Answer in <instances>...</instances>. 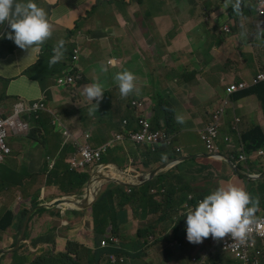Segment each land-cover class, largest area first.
<instances>
[{"label": "crops", "instance_id": "0c3cea01", "mask_svg": "<svg viewBox=\"0 0 264 264\" xmlns=\"http://www.w3.org/2000/svg\"><path fill=\"white\" fill-rule=\"evenodd\" d=\"M34 2L49 14L55 29L54 34L42 46L41 52L33 53L30 57L29 52L20 49L14 41L7 38L0 39V106L4 115H11L19 101L31 103L44 101L50 109L60 114L65 125L64 120L70 115V118L81 121L80 126L83 125L77 130L78 132L91 131L94 125L84 122L82 116L76 114L71 106L65 107L64 104L69 101V97L65 92H57L55 86L58 85L57 81L60 77L71 72H81L84 77L90 79L94 77L97 65L115 59L117 66L130 70L138 76L140 96H152L153 101L158 100V106H153L151 111L154 126L168 127L166 112L162 107L163 100L173 115L174 122L177 123V116L183 117V123L174 126L175 146L181 151L170 149L167 157L173 160L181 153L196 156L193 163L185 165V169L191 168L194 172L190 176L196 178L191 182V187L198 189L196 196L207 192L205 185L217 181L216 172H222L227 177L223 185L230 182L249 192L257 193L251 190L258 187L254 178L242 175L246 179L245 183L232 175L228 163L206 156L200 132L210 121L211 115L221 108L223 100L227 97L228 105L222 121L221 136L230 135L236 138L233 132L236 118L240 119L237 126L243 135L254 125L260 126L264 135V114L257 96L239 98L238 92L230 96L226 94L228 87L241 81L250 82L258 74L264 73V33L260 35L258 31L259 25L264 27V15L260 16L257 12L245 14L244 9H248V6L242 7V14L237 15L231 6L223 7L224 0H191V2L186 0H34ZM8 31L10 29L6 24L0 26V33L5 37ZM61 39L66 42L67 51L64 59L50 67L48 61L53 55L52 49ZM72 49L74 56L76 50L80 51L79 59L75 60L74 56L72 57ZM240 54L243 56H239ZM41 62L44 64L43 83L29 75H37L41 71ZM227 64L229 68L226 73L220 74L219 67ZM88 65H90L89 69H87ZM55 71H62V74L53 76ZM58 87L70 93L71 98L79 95L75 93L73 86L58 85ZM107 107L111 108L112 104L109 105L107 102ZM59 109L62 111L60 112ZM115 114L119 115L122 121L128 112L125 109L120 110L117 104V110L110 116V121ZM46 115L50 118L52 116L45 112L39 119ZM34 119H30L31 131L21 136L13 135L14 138H22L20 148L23 150V156L20 163L21 167H26L31 173L29 182L14 194L13 185L17 182L15 173L12 172L6 185L0 182V220L8 212L14 215L12 226L7 230L0 228V255L14 247L23 213L33 209L36 211L23 248L18 253L2 255L0 264H19L20 257H28L34 261L43 254L65 253L68 245L60 244L54 247L46 240L48 233L54 234L46 227V223L51 222L57 235L60 227L57 226L56 221L62 217L68 222V225L63 227L69 228L67 234L70 229H78L72 239L76 236L79 240L74 242L93 251L113 249L103 248L101 242L104 236L96 235L94 206L92 209H71L67 206L52 209L44 207L47 203L63 197L80 196L87 184L81 192L62 191L59 196L49 199L53 193H59V188L77 185L73 180H76L78 174L71 170L68 162L77 149L65 153L64 144L68 137L61 142L57 135H50L54 130L53 126L50 131L42 127L36 128ZM34 131L39 133L34 135ZM200 143L203 145L202 151ZM131 148L144 150L146 147L131 145ZM50 149L52 152L48 154ZM129 159L131 166L126 169L120 167L131 175L123 176L131 183H137L138 179L135 176L143 174V172L132 174L137 167L144 169L142 163L148 166L147 171L155 167V164L150 165L147 158L140 153L137 157L131 155ZM10 165H13V160L8 162L7 166ZM262 165L264 161L260 160L257 167ZM99 169L90 168L84 173L94 176ZM177 173L180 174V171ZM263 176L264 174L258 176V179ZM44 177H49L54 185L42 187L41 191L37 187ZM251 184V189H248ZM108 186L104 187L102 193L108 189ZM171 197L182 209L187 206L186 201L180 203L179 195ZM114 207L116 212L113 213H117L118 216L115 235L129 255L130 246L135 244L139 229L146 227L152 231L159 230L181 214L168 217L149 209H139L137 212L129 209L128 214H125L128 205L120 206L116 202ZM52 210H60L62 216L51 214ZM114 231V225L111 223L106 229V235H111ZM175 250L180 252L178 259L165 263L161 261L158 246L154 245L139 256L129 258L124 264H200L197 259L203 261V256L208 253L207 250L189 247L183 243H180ZM224 259L225 264H229L225 256ZM83 261L85 263L87 259L83 257ZM101 264L111 263L104 260Z\"/></svg>", "mask_w": 264, "mask_h": 264}, {"label": "clouds", "instance_id": "9594fccd", "mask_svg": "<svg viewBox=\"0 0 264 264\" xmlns=\"http://www.w3.org/2000/svg\"><path fill=\"white\" fill-rule=\"evenodd\" d=\"M242 3H243V0H224L223 7L228 8L229 6H231L233 11L237 15H241L242 14V7L248 6L249 7L248 8L249 9L248 15L251 13H254V12H257L260 16L264 15V0H253V1L246 0L245 4H242ZM249 23L251 26L252 24H251L250 20H249ZM5 24L8 26L10 31L7 32L6 37L3 33H0V39L7 38L8 40L14 41L15 45L18 46L20 49L29 52V57L33 53H39L42 51V46L49 39L52 38V36L54 34V30H55L53 23L50 21L49 14L47 13V11L44 8L38 6V4L34 2V0H26V2H25V0H0V26H3ZM258 31H259V34L261 35L262 33H264V27L259 25ZM65 44H66V42L63 39H61L53 47V49H52L53 55L51 56V58L48 61V64L50 67L57 64L58 62H60L61 60L64 59L65 53L67 51ZM107 64H108V66H114V67L117 66L115 59L109 60L107 62ZM108 66L102 65L101 70L103 72H107ZM78 74H81L82 78L84 77L81 72H79ZM136 80H137V77L132 71L123 70V68H122V71L117 72L113 78V82L118 86L121 97L127 98L129 95H131L135 92L138 96V99L149 98L146 96H140V93H139L140 92V86L137 87ZM90 81L91 80L89 79L88 83H90ZM139 81H140V79H139ZM241 82H243V81H241ZM262 82H264V81H262ZM88 83H86L87 85L84 84L85 86L83 85L80 88V91L83 90V95L86 97L87 100L95 102L94 104H92V106L88 110V114L92 115L96 111H98V109H99V104L104 98L105 88H104V85L100 82H93L91 84H88ZM75 85H72V86L74 87ZM83 87H84V89H83ZM249 88H251V87H249ZM249 88H247V89H249ZM80 91L78 92L79 94H80ZM242 91H244V90H242ZM242 91H238V93L242 92ZM78 93H76V94H78ZM235 93H237V92H235ZM226 94H227V92H226ZM227 96H230V95L227 94ZM131 99H134L132 97V95H131ZM150 100H152V99H150ZM224 100L227 101V97ZM152 103H153V100H152ZM227 105H228V101H227V104L224 106V113H223V116L221 118L220 137H219V140L216 142V150L219 152L220 156H222L224 159L213 158L212 155L209 153L205 143L201 139V141L205 147V150H206V156L210 159H213V160H219V161H224V162L228 163L229 167L231 168L232 175L243 180L245 183H246V179L242 175H246L249 178H254L256 181L261 180V179H258V175H260L264 171V165H262L261 167H257L258 162L260 160L264 161V157L257 156L258 151L261 149L257 150V152H253V151L248 152L246 149V143L243 141L242 138L237 140L236 138H233L231 136L234 139L235 143H238L239 141H241L240 152L245 156V166L243 168L241 166H236L229 159L228 148L223 143V137L224 136L223 137L221 136V130L223 127L222 121H223V117L225 115V108ZM153 106H154V103L152 105V108H153ZM14 108H15V106H14ZM14 108H13V111H14ZM128 108L130 109V111H132V113L135 114L134 110L132 108H130V106ZM49 114H51V113H49ZM4 116H7V115H4ZM52 117H53V115H52ZM124 119H130V118L126 117ZM236 119H239V118H236ZM236 119H235V123L233 126L234 129H237V127H238L237 125L240 122V119H239V122L236 124ZM52 120L54 123V117ZM61 120H62V118H61ZM134 120H135V117H134ZM134 120H131V123H133ZM122 121L120 123V127H119L118 131L121 130ZM209 122H211V119ZM177 123H183V117L177 116ZM30 125H31V122H30ZM153 128H160V127L153 125ZM165 128H166V133H159L156 130L147 131L148 134L153 135V141L151 142L149 147L137 146V147L149 148L153 152L156 150H160V149H164L166 151L165 154L162 155L161 162L153 163V164H155V167L150 172H152L153 170H155L156 168L160 167L163 164H167L168 165L167 168L165 170H163L162 172H160L159 174L166 173L168 171L174 170L178 165H180L183 162L191 161V160H193V162H194V159L196 157L195 155H191V154L188 155V154L181 153L179 156L174 157L173 160L169 159L167 156H168V152L170 149L175 148L177 152H180L181 150L175 146V137H176L175 132H170L167 127H165ZM31 130H32V125H31L30 131ZM82 132L88 133L87 131H82ZM15 136H17V135H15ZM236 137H237V135H236ZM10 138L11 137L9 136V139H8V145L9 146H10V144H9ZM200 138H201V132H200ZM70 143L76 145V143L73 141H70L67 144H70ZM118 147L126 148V146H123V145H119ZM10 148H11V146H10ZM77 150H78V147H77ZM77 150H76V152H77ZM125 150H127V148ZM139 150L144 151L141 149H139ZM12 153H13V151H12ZM12 153H11V155H12ZM75 153H73L72 156ZM109 154H107V155H109ZM11 155L8 158H10ZM107 155H105V156H107ZM105 156L103 157V159L105 158ZM183 157H191V158H189L185 161H181V159ZM102 161H103V163L101 162L99 164L91 165L88 168L94 166V168H100L99 171L103 168L101 170V172H103L105 175L114 177L116 179L125 180L123 178V176H125V175L120 174V172L118 170H117V177L112 174V169L117 168L119 165H114L116 163H113V164L112 163H104V160H102ZM69 164H70V162H69ZM87 169H85L83 172H77V171H75V172L84 173ZM236 169L241 173V175H239L235 171ZM123 171L125 172V174L127 176H131L125 170H123ZM217 173H221V174H223V173L222 172H216V177H217V181H218ZM140 175H143V174H140ZM137 176H139V175H136L135 177L137 178ZM91 177L92 176L90 175V179H91ZM90 179L88 180V182L90 181ZM262 179H264V178H262ZM226 180H227V177L223 174V178H221L219 180L220 183H219L218 187H214L213 189H209L210 187H207V192L204 194H199V196L195 195L196 191L198 189L194 188V189H196L195 193L194 194L190 193L188 195L189 200H195V201L193 203L186 201L187 206L184 208L186 210V212L183 213L182 236L174 248H176L180 243H183L186 246L197 248V249H204L208 244H209V246L211 244L213 247L217 248L216 246L213 245V243L223 241V240L227 241V242H231V243L244 242L248 239L249 233L251 232V226L254 223H256L257 220L260 219V216L264 213V206H263V204L259 203L258 198L253 199L250 192L248 190H246L245 188L239 187V186L234 185L230 182L227 183L226 185H223V183ZM125 181H127V180H125ZM88 182H87V187H86L85 191H83V193H81L80 196H68V197H78L80 200H82L83 197L86 195V191L88 188ZM127 182L131 183V181H127ZM111 184H115V183H106L103 181L100 183L99 188H101V191L98 195V199H99L100 195L102 194V191L104 189V185L107 186V185H111ZM131 184H136V183H131ZM136 186H138V185H136ZM205 186H204V188H206ZM123 187L125 188V191L127 193H130V189H133V187H125V186H123ZM163 190L165 192V189H163ZM94 196H95V194L91 191V194H90V200L91 201L94 200ZM97 200L95 201L93 206H95ZM190 204H193V205L190 206ZM68 208H70V207H68ZM92 208H89V209H92ZM71 209H76V208H71ZM32 211L35 212L36 210L33 209L31 211H28V213L25 217V220L23 222L22 228L20 231H18V235L16 237V242H15L14 247L5 251L4 254H2V255H10V254L18 253L23 248L24 244L27 241L28 231L30 228V224H31L34 212L31 216V220H30L24 241L22 242V244L20 245L19 248L14 250L16 248L17 242L21 236L22 229H23L24 223L26 221V218H27L28 214ZM180 216H181V214L178 217L180 218ZM170 223H172V222H170ZM167 224H169V223H167ZM176 226L177 225L173 226V228H175ZM158 231L159 230L149 231L147 233V236L145 238L141 239V242L143 243L141 250L135 251V250L130 248V255L120 245V242L117 239V236L115 235V231L111 235H106V234L103 235L104 237H103V240L101 242V246L103 248H113L114 252H107L103 256V258L99 262V264H101L104 260H106L108 263H111V264H124L129 260V258L132 259L136 255L139 256L142 252H145V251L149 250L151 247H153L154 245H157L156 242L154 243V241H155V236H158V233H157ZM136 239H137V237H136ZM157 239H158V237H157ZM261 239L264 240V237ZM11 250H14V251L12 253H9L8 251H11ZM105 250H108V249H105ZM219 252L222 253L220 250H219ZM160 254H161V261L162 262H165V263L170 262V261H163L162 260L161 250H160ZM222 254H223V256H225L227 258L229 264H235L233 261H231L229 259V257H227V255H225L224 253H222ZM2 255H0V257Z\"/></svg>", "mask_w": 264, "mask_h": 264}, {"label": "trees", "instance_id": "16d2710c", "mask_svg": "<svg viewBox=\"0 0 264 264\" xmlns=\"http://www.w3.org/2000/svg\"><path fill=\"white\" fill-rule=\"evenodd\" d=\"M73 56H74V49H72V57ZM43 66L44 64L41 62V71L37 75L29 74L34 79L39 80L42 83L44 81V78L42 76ZM123 70H127V69L123 68ZM78 73L79 72H72L73 75H77ZM59 74H62V71L53 72V76ZM136 77H137L136 84L137 87H139L140 81L137 75ZM88 82L89 79H87L86 77H83L82 79H78L77 84L74 86L75 93H78L80 91V88ZM113 86L117 89V104L119 106V109L120 110L125 109L128 112V114L125 117H123V119L128 117L131 120H134L135 114L132 113L128 108L129 107L128 102L130 100L129 96L127 98L121 97L120 92L118 91L119 90L118 86L114 82H113ZM131 95L133 98L138 99V96L135 92ZM250 95L257 96V98L261 102L264 113V82L256 86H253L249 89H246L242 92H239L237 97L242 98ZM146 97H149L150 99L153 98L152 96H146ZM107 102L109 105L111 104L110 99ZM162 107L166 112L168 130L170 132H175L174 126L177 125V123L174 122L173 115L169 112L165 100H163L162 102ZM216 111L211 115V121H215L217 119ZM34 123L36 128L42 127L50 131V129H48V123L50 124V126H52L53 120L46 115L39 120L34 119ZM57 126L64 129L63 133L68 128L64 123L63 125L58 124ZM102 128L104 129V132L107 133L106 127H102ZM55 131L56 128H54V130L51 132L50 135H56ZM57 131L61 132L59 128ZM34 132H36V134L39 133L38 131H34ZM233 132L237 135L236 137L237 140L241 138L243 139V141L246 143V149L248 152L251 151L257 152V150L259 149H264V135L260 126L254 125L245 135H243V133L240 131L238 127L237 129L233 128ZM91 133H92L91 131L86 133V135L89 136L88 137L89 144H90V140L92 139ZM117 134H118V130L115 134L114 140L103 145L102 147H97L90 144L94 149L97 150L106 149L107 153L111 154L109 158L105 157L103 159L104 163H116L117 165L121 166L123 169H126L127 167L131 166V160L129 159L131 158V152L135 154V157H137L138 153L141 152L140 154L144 158H147L149 164L151 165L153 163L161 162L162 155L165 154L166 152L164 149L156 150L153 152L149 148L144 149V151H140L139 149L131 148V146L128 147L127 150L123 148H119L118 151L116 152L119 146V142L117 141ZM67 145H68L67 143L64 144L65 147ZM127 160L129 161V164L127 163ZM192 162L193 160L183 162L172 171L158 174L153 179L149 180L147 183L141 184L140 187L130 189V193H127L125 191V188L121 185H117V184L109 185L108 189L100 195L99 199L97 200L94 206V224H95L96 235L97 236L105 235L106 229L108 225L111 223L114 225L115 234L117 233L118 216L117 213H113L116 212V209L114 207L116 202H118L120 206H125V205L129 206V208L125 209V214H128L129 209L132 210L133 212H137L139 209H143V210L149 209L154 213L161 212L168 217H171L174 214H180V213L182 214V212H184L185 209H182L171 196L179 195L180 203H183L184 201H189L193 203L195 201V200H189L188 195L190 193L194 194L196 191V189L192 188L190 185L191 182L196 180V178L190 176L191 174H194L191 168L185 169V165L190 164ZM142 164L144 166V169L141 170L139 167H137L135 171L132 173L133 175H136L137 172H143L144 175H148L151 173L150 171H147L149 170L148 166L145 163ZM178 171H180V174L177 173ZM77 174L78 175L75 178L76 180H73V183H77V185L73 184V186L70 188L61 187L59 188V193H53L49 197V199H53L59 196V194L62 191L66 193H73L76 191L81 192V190L84 189L85 185L90 179V174L89 173H77ZM257 183H258L257 184L258 187L251 189L257 193L250 192V194L252 195L253 199L258 198L259 203L264 205V179L258 180ZM48 185L52 187L54 185V182L49 181ZM163 189H165V192ZM27 213L28 211L23 213L19 231L22 228ZM13 222H14V215L13 213L8 212L0 220V228L2 230H7L10 226L13 225ZM149 231H151V229L146 227L139 229L137 232V239L135 240V244L130 246V248L135 251H140L143 244L141 242V239L145 238ZM204 250H207L208 253L203 256V261H201L200 258L197 259L200 262V264L226 263L223 254L215 250L214 248H209V244L204 248ZM107 252H114V249L93 251L88 247L81 245L77 242H70L68 244L67 251L65 253L43 254L34 261H30L28 257H20L18 261L20 262L19 264H99V262L102 260L103 256ZM249 254L254 258L255 264H262V260L264 259V240L258 241L256 245L249 250ZM83 257L87 259L85 263L83 261Z\"/></svg>", "mask_w": 264, "mask_h": 264}, {"label": "built area", "instance_id": "2783aa9c", "mask_svg": "<svg viewBox=\"0 0 264 264\" xmlns=\"http://www.w3.org/2000/svg\"><path fill=\"white\" fill-rule=\"evenodd\" d=\"M79 54L80 51L76 50L74 56L75 60L79 59ZM78 79H82V75H73L71 72L63 77H60L57 82L61 87H70L75 85ZM262 81H264V73L258 74L250 82L243 81L230 86L227 88L226 92L228 95H231L235 92L256 86ZM226 104L227 101L223 100L221 108L216 112L217 119L209 122L201 131V139L205 143L209 153L215 159H224L216 150V142L220 137L221 118ZM152 105V100L149 98H134L129 101L130 108H132L135 112V120L133 123H131V119H124L122 121L121 130L118 131L117 134V141L119 142V145L149 147L153 141V135L148 134L147 131L156 130L159 133H166L165 126L153 128L151 122ZM45 112L53 115L55 125H63L58 112L50 109L44 101L34 103L19 101L15 105L13 114L10 116H4L0 107V164L5 162L12 153V149L8 145L10 134L20 136L30 131V119H39ZM238 122L239 119H236V124ZM78 133L79 136L75 137L76 135L68 128L64 132L65 136L68 137L66 143L73 141L78 147L77 152L69 160L71 169L73 171L83 172L89 166L101 163L103 157L109 153H107L106 149H94L88 142L89 136L84 132ZM223 143L228 148L230 161L234 165L241 166L243 168L245 166V156L240 152L241 141L235 143L231 136L226 135L223 137ZM257 156L264 157V150H259ZM263 237L264 213L260 216V219L251 226V232L249 233L246 241L231 243L223 240L213 243V245L216 246L222 253L227 255V257H229V259L235 264H255L254 258L249 254V250L252 249L258 241L262 240L261 238Z\"/></svg>", "mask_w": 264, "mask_h": 264}, {"label": "rangeland", "instance_id": "374dc122", "mask_svg": "<svg viewBox=\"0 0 264 264\" xmlns=\"http://www.w3.org/2000/svg\"><path fill=\"white\" fill-rule=\"evenodd\" d=\"M186 1L191 2V0H186ZM251 1H253V0H251ZM245 2H246V0H243L242 4H245ZM248 12H249V9H244L245 14H247ZM96 42H94V44ZM239 56H243V54H240ZM102 65L108 66L107 63L97 65L94 77L90 78L91 81H90V83H88V84H91L93 82H100L104 85V88H105L104 98L99 104V109H98V111H96L92 115L88 114V110L92 106V104H94L95 102L87 100L86 97L83 95V90L80 91L79 95H76L75 97L71 98V94L68 93L65 89L58 87L57 84L55 86L57 92H65L67 94V96L69 97V101L66 102L64 104V106L65 107L71 106V108L75 109L76 114H79L82 116L84 122H86L89 125H94V127L91 130L92 139L90 140V144L93 146H97V147H102L103 145L114 140L115 134L119 128L120 121H121V117L117 114H115L112 121H110V116L117 110V89L113 86V78L117 72L122 71V67L115 66L113 68V66H108V71L103 72L101 70ZM89 68H90V65L87 66V69H89ZM228 68H229V64H227L225 66H220L219 67L220 74H225ZM112 69H113V71H111ZM83 89H84V87H83ZM129 98L131 99V95H129ZM109 99L111 100V104H112L111 108L107 107V100H109ZM153 102H154V106L157 107L158 106V100H154ZM59 111L61 112L62 109H59ZM51 118L53 119L52 116H51ZM64 122L66 123V125H68L71 128V131L76 135L75 137H78L79 133L77 130L83 127V125L82 126L79 125V123L81 121L79 119H74L73 117L70 118V116H69V118L67 120H64ZM52 126L54 128H56L55 134L58 136L59 140L61 142H63L64 138H66L64 136V133H63L64 129L61 127H58L54 123L52 124ZM102 127H106V132L110 133V134L105 133L104 129ZM58 128L61 132L57 131ZM48 129H51V126L49 123H48ZM34 135H36V132H34ZM10 137H13V135L11 134ZM21 141H22V138H14V137L10 138L9 144H10L12 151H13V153L11 155L12 157L8 158L6 160V162L0 164V182H1V184L6 185V182H7L8 178L11 176L12 172L15 173V177L17 178V182H15L13 185V187H14V190L12 191L13 194L16 193L17 191L23 189V185L25 183H28L30 178H31L30 171L26 167H21L20 159L23 156V150L20 148V142ZM129 146H131V145H127L126 148H128ZM119 148L120 147L117 148L116 152L118 151ZM122 148H124V147H122ZM126 148H124V149H126ZM64 149H65V153H69L71 150H76L77 146L75 144L70 143L66 147H64ZM200 150L201 151L203 150L202 143H200ZM51 152H52L51 149L48 150V154ZM131 155L133 157H135V154L132 152H131ZM110 156H111V154H109L105 157L109 158ZM11 160H13V165L7 166L8 162ZM102 163H103V161H102ZM127 163L129 164L128 160H127ZM114 165H117V164H114ZM90 168H94V166H92ZM90 168H88V169H90ZM263 173H264V171L261 174H263ZM112 174L117 177V168L112 169ZM217 176H218V181L215 184L214 183L207 184L205 187H210L209 189H213L214 187H218L219 183H220L219 180L221 178H223V174L217 173ZM149 178H150V176L144 177L145 181H147ZM260 179H262V178H260ZM49 181H50L49 177L48 178L44 177V179L39 182L37 189L42 191V187L48 186ZM251 186H252V184L249 185L248 187L247 186L246 187L248 189H251ZM104 187H105V185H104ZM25 191H28V190L25 189ZM48 205H49V203L44 205V207L48 208V209L53 208L51 206L47 207ZM62 205H66V203L63 202ZM191 205H193V204H190V206ZM73 207L77 208L75 206H73ZM184 212H182L180 218L177 216V218L174 220V222L163 225L159 229V231L157 232L158 236H155L154 243L156 242L159 249L161 250L163 261H173L175 259H178V257L180 256V252L175 250L174 247L177 245V242L181 239V236H182V223H183V213ZM51 214H58V215L62 216V213L60 210H52ZM56 223H57V226L60 227V230H59L60 232H58L57 235H56V230L54 229V226L51 224V222L46 223V227L49 229V231L51 233H54V234L48 233L47 238H46L47 242L51 246L56 247L57 245H60V244L68 245L70 242H74V241L79 240L76 236L74 237V239H72V236L77 233L78 229H76V230L70 229L69 234H67L69 228L68 227L63 228L64 226L68 225V222H67L65 217L59 218L56 221ZM175 225H177V226L175 228H173V226H175ZM61 229H62V231H61ZM157 237H158V239H157ZM209 248H214L215 250L219 251L217 248L213 247L211 244H210ZM262 264H264V259L262 260Z\"/></svg>", "mask_w": 264, "mask_h": 264}, {"label": "water", "instance_id": "95a60500", "mask_svg": "<svg viewBox=\"0 0 264 264\" xmlns=\"http://www.w3.org/2000/svg\"><path fill=\"white\" fill-rule=\"evenodd\" d=\"M191 157H183L181 159V161H185L187 159H189ZM167 164H163L161 165L160 167L156 168L155 170H153L150 174L148 175H139L137 176L138 178V183L136 184H131L130 182H127L125 180H121V179H116L114 177H111V176H107L105 175L103 172H100V176H96V173L94 176L92 175L90 181L88 182V188H87V191H86V195L83 197L82 200H80L78 197H63V198H60V199H57V200H64L66 205H62L63 202L61 203H56L54 205H52L51 207H62V206H67V207H70V208H74L73 206L77 207L76 209H82V208H85V209H89V208H92L95 201L98 199V195L101 191V188H99L100 186V183L103 181V182H106V183H115V184H118V185H122V186H125V187H134L136 185H141L143 183H147L149 180L153 179L156 175H158L160 172H162L163 170H165L167 168ZM117 170L120 172V174L122 175H126L125 172L122 170L121 167H117ZM239 175H241V173L236 169L235 170ZM96 176V177H95ZM149 177L150 178L145 181L144 177ZM264 178V177H262ZM91 191L95 194L94 196V200L91 201L90 200V194H91ZM72 199H76L78 200L79 204L80 205H75L73 202H72ZM51 204V203H49ZM34 211L30 212L26 218V221L24 223V226H23V229H22V233H21V236L17 242V245H16V248L14 250H16L17 248L20 247V245L22 244V242L24 241L25 237H26V233H27V229H28V226H29V223H30V220H31V216L33 214ZM14 250H11V251H8L9 253H12Z\"/></svg>", "mask_w": 264, "mask_h": 264}, {"label": "bare ground", "instance_id": "6f19581e", "mask_svg": "<svg viewBox=\"0 0 264 264\" xmlns=\"http://www.w3.org/2000/svg\"><path fill=\"white\" fill-rule=\"evenodd\" d=\"M102 170V169H101ZM101 170L96 174V176H100L101 174H100V172H101ZM264 174V173H263ZM262 175V174H261ZM258 176H260V175H258ZM61 202H65L64 200H55V201H53V202H51V204H49L47 207H50V206H52V205H54V204H56V203H61ZM72 202L75 204V205H80L79 204V202H78V200H76V199H72Z\"/></svg>", "mask_w": 264, "mask_h": 264}]
</instances>
